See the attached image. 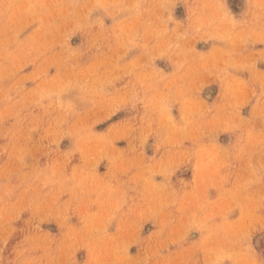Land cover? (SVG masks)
<instances>
[{"label": "rangeland", "instance_id": "374dc122", "mask_svg": "<svg viewBox=\"0 0 264 264\" xmlns=\"http://www.w3.org/2000/svg\"><path fill=\"white\" fill-rule=\"evenodd\" d=\"M0 264H264V0H0Z\"/></svg>", "mask_w": 264, "mask_h": 264}]
</instances>
